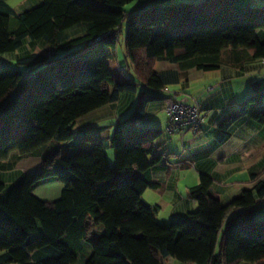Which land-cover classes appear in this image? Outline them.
Segmentation results:
<instances>
[{"label": "trees", "instance_id": "trees-1", "mask_svg": "<svg viewBox=\"0 0 264 264\" xmlns=\"http://www.w3.org/2000/svg\"><path fill=\"white\" fill-rule=\"evenodd\" d=\"M134 1L42 0L20 15L0 1V166L14 152L29 157L61 144L43 154L41 173L23 177L0 198V264H162L166 258L264 264V218L256 216L264 184L224 205L212 193L213 179L202 174L190 189L197 211L159 224L158 211L142 197L155 186L143 174L162 159L150 157L163 131L139 128L148 106L162 101L158 93L180 83L181 71H217L225 51L245 49L264 58L258 36L264 0H141L153 5L127 16L124 8ZM126 19L128 65L137 81L117 83L105 60L116 53ZM81 26L78 36L67 34ZM96 45L104 49L99 62L75 58ZM60 51L63 56L52 58ZM11 59L46 67L26 76L12 69ZM158 62L181 71L156 72ZM139 87L133 113L113 125L111 139L75 131L79 119L123 93L138 94ZM263 100L264 92L253 95L224 118L217 143H226L232 126ZM251 119L264 125V111ZM48 181L63 185L53 203L34 194ZM5 190L0 181V195Z\"/></svg>", "mask_w": 264, "mask_h": 264}, {"label": "crops", "instance_id": "crops-1", "mask_svg": "<svg viewBox=\"0 0 264 264\" xmlns=\"http://www.w3.org/2000/svg\"><path fill=\"white\" fill-rule=\"evenodd\" d=\"M258 36L264 42V30L259 31ZM219 64L220 68L212 72L197 68L181 71L179 65L169 62H158L155 66L156 72L181 71V80L179 84L158 93L162 101L148 106L139 128L152 126L162 130L164 123L167 125L166 100L173 92L196 99L205 115L198 131L166 132V137L162 135L156 143L155 153L150 157L153 160L161 155L162 159L143 174L155 186L145 191L142 200L158 211L159 224L169 225L197 211L198 204L191 198L190 189L198 185L202 174L213 179L212 193L224 205L230 204L245 191L256 192V186L264 184V125L259 126L251 119L255 111H264V100L254 106L249 116L232 126L226 143L218 144L216 140L220 122L237 112L251 96L264 92V58L257 59L245 49L225 51ZM137 102V94L123 93L116 103L79 119L75 131L83 130L102 140L111 139L113 125L129 117ZM58 146L61 144L29 157L14 152L0 166V181L6 186L0 198H4L23 177L41 173L43 154ZM110 151L107 154L111 164ZM62 191L61 183L48 181L39 186L34 194L43 201L53 203L60 199ZM256 201L258 217L264 212V197L256 196ZM162 264L185 263L166 258Z\"/></svg>", "mask_w": 264, "mask_h": 264}, {"label": "rangeland", "instance_id": "rangeland-1", "mask_svg": "<svg viewBox=\"0 0 264 264\" xmlns=\"http://www.w3.org/2000/svg\"><path fill=\"white\" fill-rule=\"evenodd\" d=\"M0 1H3V0H0ZM39 1H41V3ZM4 2H6V4H8L11 8H13V10L15 11V13L17 15H20L26 11L35 9V8L39 7L40 4H42V0H4ZM198 2H201V1H198ZM152 5L153 4H151L147 1L136 0L124 8L125 14L127 16H131L134 13H136L140 10L146 9ZM254 7H261V6L254 5ZM15 24H16V21L13 20L12 21V27H14ZM127 29H128V19H126L122 25V34L120 36V43L117 47L116 53H114V56L112 59L105 60V62L108 64V66L112 72V75H113L115 82H117V83H123V82H126L128 80L137 81V78L135 76L133 68L129 67V65H128V64L132 65V63L130 62L131 60L128 59L127 50H126ZM83 31H85V29L81 26V27H76L74 29L67 31V34L69 36H73V35L78 36ZM40 50L42 51L43 49H40ZM103 50L104 49L101 46L96 45V46H93L89 49L84 50L80 55L76 56L75 58L77 60H82L84 58H88V59L92 60L93 62H99L101 60L100 54ZM63 55H64V52L60 51L58 54L53 55L52 58H58V57H61ZM10 62H11L12 69L20 68V70L22 72H24L26 76H32L37 71L46 67L45 64L37 65L34 67H29L26 64H18L17 65L16 59L15 60L11 59ZM2 72H3V69L0 67V74ZM141 92H143V89H142V87H139V92L137 95H139ZM164 125L165 126H163L164 128H162V131H163V136L166 137V135H167L166 126L167 125H166V123H164ZM110 161H111V165L113 167H115L113 150L110 151ZM258 218H264V212H262V214H259L257 219Z\"/></svg>", "mask_w": 264, "mask_h": 264}, {"label": "built area", "instance_id": "built-area-1", "mask_svg": "<svg viewBox=\"0 0 264 264\" xmlns=\"http://www.w3.org/2000/svg\"><path fill=\"white\" fill-rule=\"evenodd\" d=\"M7 66L8 63H5ZM167 127L169 134L186 130L198 131L205 121V115L198 101L189 95L173 92L166 100Z\"/></svg>", "mask_w": 264, "mask_h": 264}]
</instances>
